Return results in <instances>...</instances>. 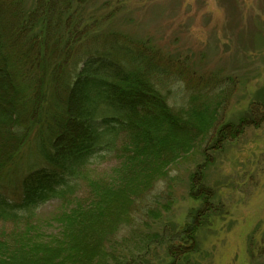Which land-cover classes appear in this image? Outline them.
I'll use <instances>...</instances> for the list:
<instances>
[{"label": "trees", "instance_id": "16d2710c", "mask_svg": "<svg viewBox=\"0 0 264 264\" xmlns=\"http://www.w3.org/2000/svg\"><path fill=\"white\" fill-rule=\"evenodd\" d=\"M63 3L53 0L48 10L44 5L49 34ZM5 33L0 31V136L14 147H0V184L17 176L23 198L12 201L0 191V222L17 226L0 230V264H127L111 251L127 243L119 236L137 218L160 216L150 206L164 196L152 200L150 191L170 166L209 142L225 109L223 81L212 78L186 88V106L175 111L169 104L173 85L185 82L177 62L165 60L150 41L102 35L86 50L81 70L67 72L66 61L60 62L46 85L49 70L37 59L35 40L23 44V33L12 30L7 41ZM26 92L35 108H23ZM35 124L36 165L11 171L15 145L23 144ZM226 131H219L220 142L230 134ZM106 160L117 162L111 180H89L88 195L80 197L82 170ZM196 177L201 174L191 178L194 187ZM119 182L125 193L115 189ZM55 201L64 207L55 220L57 234L49 235L34 221ZM199 227L188 228L186 239L194 243ZM27 235L36 240L22 242ZM191 253L180 254L186 258L178 264H190ZM171 254L178 258L177 251Z\"/></svg>", "mask_w": 264, "mask_h": 264}, {"label": "rangeland", "instance_id": "374dc122", "mask_svg": "<svg viewBox=\"0 0 264 264\" xmlns=\"http://www.w3.org/2000/svg\"><path fill=\"white\" fill-rule=\"evenodd\" d=\"M51 1L0 0V31L6 32L7 41L12 30L23 33V44L35 40L37 59L49 70L46 85L60 62L66 61L67 72L81 70L86 50L102 35L150 41L165 60L177 62L185 84L173 85L169 104L175 111L186 106L188 88L212 78L225 85V109L209 142L170 166L149 193L152 200L164 196L150 206L160 216L137 218L119 236L118 241L127 243L111 253L127 264H178L186 258L180 254L191 252L190 264H264V0H64L49 34L43 11L47 13ZM28 94L23 101L27 110L35 108ZM254 109L256 117L250 115ZM224 127L230 134L220 142ZM36 134L35 124L23 144L15 145L11 171L36 165ZM0 137V147L11 151L14 144ZM116 166L115 160H106L85 167L78 195H88L89 180H111ZM196 174L201 177L194 179V187L191 178ZM0 185L10 200L23 198L17 176ZM114 187L126 190L120 182ZM63 207L56 201L42 207L36 229L57 234L55 220ZM198 223L193 243L185 232ZM16 227L0 222L6 232ZM31 235L36 238V231ZM33 237L21 241L32 243Z\"/></svg>", "mask_w": 264, "mask_h": 264}]
</instances>
